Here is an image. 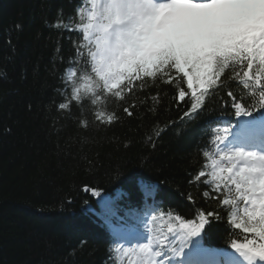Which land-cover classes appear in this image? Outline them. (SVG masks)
Listing matches in <instances>:
<instances>
[{
  "label": "trees",
  "instance_id": "1",
  "mask_svg": "<svg viewBox=\"0 0 264 264\" xmlns=\"http://www.w3.org/2000/svg\"><path fill=\"white\" fill-rule=\"evenodd\" d=\"M81 3L0 0V264H113L101 198L86 187L117 198L132 213L134 229L145 226L149 208L188 218L215 210L219 218L206 226L208 244L224 249L244 242L227 223L228 208L203 196L208 186L189 182L201 166L209 117L233 115L231 101L224 108L210 101L199 116L184 118L188 105L174 99L172 86L158 84L140 94L160 92L154 110L150 99L131 117L117 107L120 120L111 126L93 122L87 104L83 116L75 105L70 113L56 111V90L79 33L53 25L61 14L66 21L73 17ZM232 90L255 109L241 87ZM145 184L153 186L147 201L139 187ZM128 259L119 255L117 264Z\"/></svg>",
  "mask_w": 264,
  "mask_h": 264
},
{
  "label": "snow or ice",
  "instance_id": "2",
  "mask_svg": "<svg viewBox=\"0 0 264 264\" xmlns=\"http://www.w3.org/2000/svg\"><path fill=\"white\" fill-rule=\"evenodd\" d=\"M53 26L79 33L56 90L58 113L75 105L83 116L87 104L93 122L111 126L120 120L117 107L131 117L150 99L154 110L160 92L140 94L158 84L172 86L174 99L188 105L184 118L199 116L210 101L222 108L231 101L241 119L210 130L204 163L189 182L207 185L203 196L228 208L229 227L254 237L232 241L243 264H264V147L255 145L257 138L264 145V120L257 122L232 90L241 87L255 101L252 107L264 112V0H82L73 17L66 21L61 14ZM79 123L89 126L87 118ZM84 190L101 198L113 264L119 255L131 257L128 264H232L227 251L201 240L217 211H194L197 219L150 208L144 233L129 238L123 233L135 228L132 213L95 187ZM143 195L151 198L153 186L143 185ZM188 199L195 203L191 194Z\"/></svg>",
  "mask_w": 264,
  "mask_h": 264
},
{
  "label": "rangeland",
  "instance_id": "3",
  "mask_svg": "<svg viewBox=\"0 0 264 264\" xmlns=\"http://www.w3.org/2000/svg\"><path fill=\"white\" fill-rule=\"evenodd\" d=\"M233 258H235L236 256H232Z\"/></svg>",
  "mask_w": 264,
  "mask_h": 264
}]
</instances>
